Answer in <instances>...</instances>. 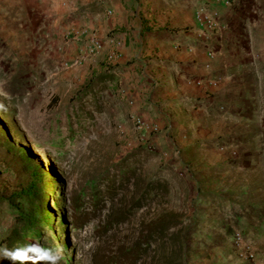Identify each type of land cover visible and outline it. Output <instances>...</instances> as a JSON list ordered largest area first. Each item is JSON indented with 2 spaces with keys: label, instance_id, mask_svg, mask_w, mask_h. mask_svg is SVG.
Instances as JSON below:
<instances>
[{
  "label": "rangeland",
  "instance_id": "obj_1",
  "mask_svg": "<svg viewBox=\"0 0 264 264\" xmlns=\"http://www.w3.org/2000/svg\"><path fill=\"white\" fill-rule=\"evenodd\" d=\"M65 2L0 0V196L30 180L13 146L57 171L45 182L59 180L42 200L54 228L37 240L7 242L15 215L0 204V264H264V107L237 117L253 138L231 141L235 153L226 140H170L162 150L137 141L142 123L129 115L121 68L114 55L101 60L100 43L87 44ZM219 5L264 15V0ZM244 13L234 38L264 48L263 27ZM219 25L203 30L209 43ZM93 79L85 98L71 102ZM148 185L158 189L142 197ZM165 212L173 227L155 232L153 220Z\"/></svg>",
  "mask_w": 264,
  "mask_h": 264
},
{
  "label": "crops",
  "instance_id": "obj_2",
  "mask_svg": "<svg viewBox=\"0 0 264 264\" xmlns=\"http://www.w3.org/2000/svg\"><path fill=\"white\" fill-rule=\"evenodd\" d=\"M66 1L71 25L85 26L87 44L97 40L101 60L114 55L121 68L129 115L142 123L135 124L137 141L150 139L162 150L170 140L178 146L226 140L235 153L231 141L253 138L237 117L264 107V48L234 36L244 11L264 29L263 14L216 5L211 16L221 24L209 43L197 15L206 0Z\"/></svg>",
  "mask_w": 264,
  "mask_h": 264
},
{
  "label": "trees",
  "instance_id": "obj_3",
  "mask_svg": "<svg viewBox=\"0 0 264 264\" xmlns=\"http://www.w3.org/2000/svg\"><path fill=\"white\" fill-rule=\"evenodd\" d=\"M97 74H95L94 79ZM93 80L89 81L85 86H83L78 93L72 97L71 102L76 99L85 98L84 95L89 91L88 89L92 87ZM58 102V96L54 95L49 103V106L53 107ZM0 122L2 118L0 117ZM9 138V137H8ZM17 152L21 159L23 160L26 168L30 173L29 183L21 191L15 192L10 197L0 196V204L7 203L8 208L14 213L15 221L14 226L11 228L7 242L20 243L22 244L26 239L37 240L40 238L44 228H54L55 216L49 207H43L42 200L44 196L49 193L56 192V188L59 189L58 178L54 179L53 184L45 178L49 177L53 171L47 172L41 161L38 160L37 155L34 151L27 146H19ZM41 154V152H38ZM158 187L148 185L142 190V197L148 196L156 192ZM17 200V201H16ZM142 206L141 202L135 203V208H140ZM170 213H161L153 220V229L155 232L165 231L168 228H172V220L168 216ZM173 248H176L174 246ZM178 248H183V243H181Z\"/></svg>",
  "mask_w": 264,
  "mask_h": 264
},
{
  "label": "built area",
  "instance_id": "obj_4",
  "mask_svg": "<svg viewBox=\"0 0 264 264\" xmlns=\"http://www.w3.org/2000/svg\"><path fill=\"white\" fill-rule=\"evenodd\" d=\"M230 0H213L210 3L204 4L197 12L198 19L204 23V26L208 29H214L219 25V20L217 17L211 16V11L214 9L213 7L219 5L221 3H229ZM216 4V5H214ZM213 8V9H211ZM99 42L94 40V45H97Z\"/></svg>",
  "mask_w": 264,
  "mask_h": 264
}]
</instances>
